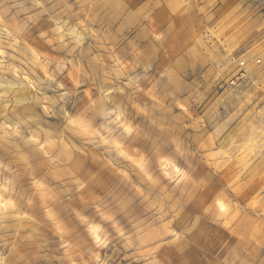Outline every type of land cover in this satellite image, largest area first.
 Segmentation results:
<instances>
[{
	"label": "rangeland",
	"instance_id": "obj_1",
	"mask_svg": "<svg viewBox=\"0 0 264 264\" xmlns=\"http://www.w3.org/2000/svg\"><path fill=\"white\" fill-rule=\"evenodd\" d=\"M65 4L72 5L73 11L80 7L77 0H0V18L21 28L22 37L53 61L48 71L55 75L57 83L64 85L63 89L57 88V83L48 81L45 71L38 66L25 68L11 59L0 66V92L9 93L7 97H0V125L18 126L24 137L38 132L57 141L65 138L63 109L76 114L90 102L86 91L90 92L92 99H98L106 90L112 89L106 107H119L124 120L137 129L132 136H119L127 151L138 149L149 156L158 152L170 153V137L175 135L194 147L196 134L172 119L173 114L178 112L175 100L187 95L186 91L178 89L179 81L175 76L167 78L171 75L177 53L191 46L197 37L209 30L221 33V41H234L238 45L233 49L231 59L240 60L253 50L264 49V0H97L95 12L98 15L94 27L110 31L114 35L116 53L134 63L133 75L139 77L137 83L143 89L139 91L136 85L126 87L123 79L104 74L101 60L94 57L107 61L110 70L112 62L107 59L109 53L103 52L97 41L82 32L75 17L63 14L61 9ZM113 20H116V25L112 24ZM58 25L63 28L64 41L49 45L46 40L55 36L53 29ZM41 33H47V36L41 37ZM156 35L162 38H154ZM20 48L26 51L23 45ZM31 59V53H28V60ZM61 60L65 63L71 60L72 64L67 65L64 71H53ZM10 64L23 71L19 75L14 74L8 67ZM73 65L76 68L83 65V70L77 74ZM214 67L211 61L197 64V79H201V74L208 68ZM70 71L72 75H69ZM25 73L36 90L33 84L23 79ZM216 73L219 75L216 76ZM262 73V65L253 67L250 76L249 68L240 64L229 65L222 72L215 68V83L207 94L205 105L217 103L220 113L217 119H227L235 111L237 96L250 90L252 80L259 79ZM74 76L80 80L81 87L73 83ZM150 89L153 95L164 99L171 112L154 106L149 96ZM62 91H67L69 95L63 102L56 103L54 115H45L41 110V93L52 101H58ZM140 107L147 109L150 115L145 116ZM200 107L203 106H193L194 114ZM103 122L104 118L96 114L95 124ZM161 122H165L169 130L160 131L157 124ZM76 143L81 142L76 140ZM86 152V156L75 153L70 167L86 182L87 187L80 193L62 192L59 185L56 188L59 195L54 207L67 230L65 239L82 248L86 244L90 246L84 231L85 224L79 217L103 224L115 236L111 222L104 220L101 213L115 215L116 221L127 233L135 234L137 227L143 229L140 235L150 233L156 236L153 230L162 231L161 221L148 201L130 191L126 178L118 175L116 168L107 165L106 161L112 160L119 166L115 154L93 145H88ZM21 154L28 155L31 169H26L18 160ZM179 162L187 167L182 159ZM0 164L9 165L16 172L17 199L21 208L26 209V201L31 195L29 174L41 175L46 168L41 154L35 146L26 145L20 138L0 139ZM191 164L189 170L196 179L211 178V169L205 167L199 157L192 159ZM136 179L139 183L142 177ZM143 187L145 193L150 194L149 199L156 197L158 189L147 184ZM219 187L220 183L212 178L207 191L195 199L182 201L179 214L171 224V228L180 235L178 240L173 241L171 236L154 240L146 237L150 242L141 247L136 235H133L132 248L125 250L123 241L114 239L107 249L101 250V256L113 255L119 249L116 259L109 264H264V229L253 231L247 226L221 227L215 217L204 213L205 205ZM32 211L39 215L38 208L33 207ZM171 218L170 215L166 219ZM33 227L38 230H21L20 238L15 239V229L9 232L0 230V264H69L62 255L59 237L47 227ZM138 250L145 256L134 255Z\"/></svg>",
	"mask_w": 264,
	"mask_h": 264
},
{
	"label": "clouds",
	"instance_id": "obj_2",
	"mask_svg": "<svg viewBox=\"0 0 264 264\" xmlns=\"http://www.w3.org/2000/svg\"><path fill=\"white\" fill-rule=\"evenodd\" d=\"M77 2L80 4L78 10L73 11L72 5L65 4L61 11L64 15L71 14L75 17L77 26L82 32L97 41L103 52L109 53L107 59L112 62L110 70L107 61H103L101 57H94L101 60L105 69L104 74L115 75L117 79L124 80L126 87L136 85L137 90L143 91L137 83L139 77L133 75L134 63L116 53L114 35L110 31H100L94 27L98 15L95 12L97 0H77ZM6 13L7 9H5ZM112 24L116 25V20H113ZM53 32L55 36L48 38L46 43L49 45L55 42L63 43V28L58 25ZM220 34L215 30H209L197 37L191 46H186L178 52L170 70L171 75L167 77L171 79L175 76L179 81L178 89L187 92V95L175 100V108L178 112L173 114L172 119L184 129H191L196 134L194 147L186 144L181 136L175 135L170 137V153L158 152L149 156L138 149L127 151L119 136H132L137 133V129L124 120L123 111L119 107L111 109L106 107L112 89L106 90L98 99H92L90 92L86 91L90 102L76 114H72L66 108L63 109L65 138L59 141L50 135L41 136L38 132L24 137L18 126L0 125V139L8 141L16 137L23 140L26 145L35 146L46 165L43 174H29L31 195L26 201L27 208L22 209L17 199V174L9 165L0 164V230L9 232L15 229V239L20 238L21 230L37 231L34 225L47 227L59 237L62 255L67 258L69 264H109V261L116 259L119 249H116L113 255L105 257L101 256V250L107 249L114 239L122 240V247L125 250L134 246L133 235H136L141 247L150 242L146 237L154 240L157 237L162 239L171 236L173 241L178 240L180 235L171 228V224L179 214L182 201L195 199L196 196L207 191L212 178L220 183V187L205 205L206 215L215 217L221 227L247 226L253 231L264 229V73L259 79L252 80L250 90L237 96L238 104L235 106V111L227 119H217L220 116L217 103L205 105L207 94L215 83L213 76L215 68L222 72L229 65L242 64L249 68L250 76L253 67L264 66V49L253 50L240 60L231 59L232 51L238 45L234 41H221ZM46 36L47 33H41V37ZM154 38L162 37L156 35ZM21 45L26 51H21ZM28 53H31V60H28ZM8 59L18 61L25 68L38 66L45 71L48 81L57 83L55 75L48 71L53 61L46 54L39 53L22 37L21 28L0 18V66H3ZM208 61H211L215 67L208 68L201 74V79H197V64H207ZM249 61L252 63L249 64ZM70 64H72L71 60L67 63L61 60L53 71H64ZM8 67L17 75L23 71L15 64H10ZM73 68L79 74L83 70V65L79 68L73 65ZM177 70L183 75H179ZM69 75H72L71 71ZM218 75L219 73H216V76ZM23 79L33 84L26 73ZM73 83L77 87L82 86L76 76L73 77ZM57 88L63 89L64 85L57 83ZM33 89L36 90L34 84ZM8 94V92H0V97H7ZM41 95L42 112L45 115H54L56 103L63 102L69 93L62 91L58 101H52L44 93ZM149 96L156 108L172 111L167 109L162 97L152 94L151 89ZM194 105L203 107L194 114ZM139 110L145 116L150 115L143 107ZM96 114L104 118L103 123L95 124ZM157 127L160 131L169 130L165 122L157 124ZM76 140L81 143L77 144ZM88 145L103 147L107 152L115 154L119 166L117 167L112 160H107L106 163L116 168L117 174L126 178L129 190L148 201L149 207L155 211L157 219L161 221L162 229V231L153 230L156 236H151L150 233L140 235L143 229L138 227L135 234L127 233L116 221L115 215L101 213L104 220L111 222L116 233L113 236L103 224L89 222L87 217H79L77 212V216L85 224L84 231L87 233L90 246L86 244L82 248L79 244L65 239L67 230L54 207L59 195L56 188L59 185L62 192L80 193L87 187L86 182L77 176L70 165L75 153H79L80 156L88 154L86 152ZM196 157L202 160L205 167L211 169L209 180L196 179L189 170L192 168L191 160ZM181 159L187 167L181 165L179 162ZM18 160L26 166V169L32 168L27 154H21ZM137 177H142L141 182H137ZM144 184L158 189L155 198L149 199L150 194L145 193ZM33 207L39 209V215L32 211ZM97 210L99 211V205ZM170 215L172 218L166 219ZM9 221L12 223H8ZM113 248L115 249V245ZM134 255L145 256V253L138 250Z\"/></svg>",
	"mask_w": 264,
	"mask_h": 264
},
{
	"label": "built area",
	"instance_id": "obj_3",
	"mask_svg": "<svg viewBox=\"0 0 264 264\" xmlns=\"http://www.w3.org/2000/svg\"><path fill=\"white\" fill-rule=\"evenodd\" d=\"M241 66H243L242 64H240ZM241 75H242V73H241Z\"/></svg>",
	"mask_w": 264,
	"mask_h": 264
}]
</instances>
